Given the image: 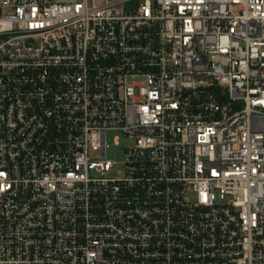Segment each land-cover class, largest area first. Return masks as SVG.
Here are the masks:
<instances>
[{"label": "built area", "instance_id": "2783aa9c", "mask_svg": "<svg viewBox=\"0 0 264 264\" xmlns=\"http://www.w3.org/2000/svg\"><path fill=\"white\" fill-rule=\"evenodd\" d=\"M0 264H264V0H0Z\"/></svg>", "mask_w": 264, "mask_h": 264}, {"label": "rangeland", "instance_id": "374dc122", "mask_svg": "<svg viewBox=\"0 0 264 264\" xmlns=\"http://www.w3.org/2000/svg\"><path fill=\"white\" fill-rule=\"evenodd\" d=\"M116 136H118L121 139L123 138L122 135H120L118 133H113V132H109L107 134V138H106L107 142L109 144V149L107 150L106 158L116 164V169L112 173V175L115 177L121 175L122 161H123V154H124V151H123L124 144L121 143L118 146L114 144V142H115L114 138Z\"/></svg>", "mask_w": 264, "mask_h": 264}]
</instances>
